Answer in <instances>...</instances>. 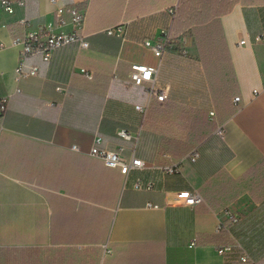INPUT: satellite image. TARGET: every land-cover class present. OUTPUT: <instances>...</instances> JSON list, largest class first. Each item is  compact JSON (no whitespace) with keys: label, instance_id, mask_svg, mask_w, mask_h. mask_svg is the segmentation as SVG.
Returning <instances> with one entry per match:
<instances>
[{"label":"crops","instance_id":"1","mask_svg":"<svg viewBox=\"0 0 264 264\" xmlns=\"http://www.w3.org/2000/svg\"><path fill=\"white\" fill-rule=\"evenodd\" d=\"M9 1L14 13L0 12V99L10 97L0 120V264H244V254L264 264V92L255 94L264 85V0H238L221 17L234 84L227 101L215 95L190 32L161 58L144 45L169 32L180 0ZM72 6L86 13L89 48L32 57L38 75L18 81L20 21L68 33L57 8ZM132 64L157 67L156 88L168 99L133 85ZM97 140L147 168L126 177L107 167L90 156ZM195 148L198 160H185L181 174L159 169ZM192 191L200 205L185 204ZM219 221L229 230L218 233ZM228 242L233 249L220 253Z\"/></svg>","mask_w":264,"mask_h":264},{"label":"built area","instance_id":"2","mask_svg":"<svg viewBox=\"0 0 264 264\" xmlns=\"http://www.w3.org/2000/svg\"><path fill=\"white\" fill-rule=\"evenodd\" d=\"M52 3L56 4L55 0H52ZM21 6H24L25 3L22 1L19 3ZM178 6L170 10L173 15ZM4 11L9 14L14 13V5L9 0H0V12ZM86 13L80 7H58L57 8V25L65 26L71 25L72 31L68 33L56 32V27L53 26H40L36 29H32L30 22L27 19H22L20 24L23 28L20 35H16L13 38L12 44L19 46L21 48L20 57L18 65L15 69L16 79L22 80L30 77H35L39 73V67L34 65H29L28 60L32 57H41L43 61H50L53 53L61 48L78 45L82 49L89 48V42L82 35L81 31L85 26ZM122 32V26H119L116 29H111L108 31L109 35H114L116 33ZM170 35L169 32L165 33L164 37L159 39L156 42L146 41L144 45L148 48H151L156 57L161 58L163 54L168 49L170 44ZM245 44V42H241ZM5 44L0 42V49H4ZM88 79H93V76L88 73L86 70L82 71ZM158 74V68L155 66H149L144 64H132L129 78L133 85L142 86L144 84H149V95L151 97H156L158 101L164 102L168 99L167 89L159 90L156 88V76ZM18 92H20L18 90ZM264 92V85L261 91H255V94H260ZM240 98L235 99V103L238 104ZM10 97H4L0 99V120H2L9 109ZM137 110L140 111L143 115H146L148 112L147 106H137ZM211 116H215V113H211ZM5 131L3 125H0V135ZM217 134L221 137H224L225 130L223 127H219ZM119 135L124 139H132V135L125 130H121ZM101 140H97L95 146L90 151V156L92 158L102 161L107 167L112 169L120 170L121 174L128 177L132 171L143 170L147 168V165L144 161L139 158L132 157L131 159H126L121 156L118 152L108 151L101 149L99 145ZM74 150H78V147L74 145L72 147ZM200 154L197 148L193 149L192 152L185 158L180 161L172 164H168L159 169L167 176H174L181 174V169L183 162L189 160L191 162H196ZM155 168V167H154ZM157 168V167H156ZM143 187L142 182H137L135 185L136 189H141ZM185 200V204L191 207L200 205L203 202L202 196L196 192H187L182 194ZM238 221L237 217H231V223H236ZM231 225V224H229ZM224 221H219L217 226V232L220 233L224 230H229L230 226ZM233 245H228L222 247L219 251L220 253H225L233 249ZM241 261L244 264H255L253 259L244 254L241 257Z\"/></svg>","mask_w":264,"mask_h":264},{"label":"trees","instance_id":"3","mask_svg":"<svg viewBox=\"0 0 264 264\" xmlns=\"http://www.w3.org/2000/svg\"><path fill=\"white\" fill-rule=\"evenodd\" d=\"M237 1L180 0L173 14V25L169 29L170 40L187 32L194 37L210 84L222 101L229 100L234 84L221 17L231 12ZM227 244L231 245L230 242Z\"/></svg>","mask_w":264,"mask_h":264},{"label":"rangeland","instance_id":"4","mask_svg":"<svg viewBox=\"0 0 264 264\" xmlns=\"http://www.w3.org/2000/svg\"><path fill=\"white\" fill-rule=\"evenodd\" d=\"M260 223V222H259ZM261 254H264L263 252Z\"/></svg>","mask_w":264,"mask_h":264}]
</instances>
